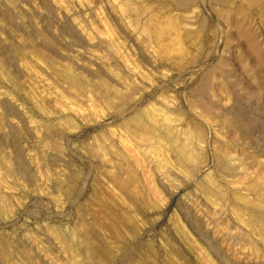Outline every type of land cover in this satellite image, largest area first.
<instances>
[{"label": "rangeland", "instance_id": "rangeland-1", "mask_svg": "<svg viewBox=\"0 0 264 264\" xmlns=\"http://www.w3.org/2000/svg\"><path fill=\"white\" fill-rule=\"evenodd\" d=\"M190 1L0 0V264H264L244 1Z\"/></svg>", "mask_w": 264, "mask_h": 264}, {"label": "bare ground", "instance_id": "bare-ground-1", "mask_svg": "<svg viewBox=\"0 0 264 264\" xmlns=\"http://www.w3.org/2000/svg\"><path fill=\"white\" fill-rule=\"evenodd\" d=\"M187 6L191 2L190 0H173L174 3ZM223 0H221V4ZM242 4L240 5H233L229 6V8L220 9L221 12L219 13L218 18L221 21H224V24L226 25V28L229 29L230 32V38L239 39V45L241 46L242 50L244 51V48L248 51V58L251 60L253 65H250L251 68H249L250 71L257 70L259 71V79H264V43L261 39V34L264 33V0H242ZM232 2V1H231ZM219 3V5H220ZM227 3V2H226ZM235 3V2H234ZM230 4V3H229ZM217 5V4H216ZM214 6V4H213ZM220 7H222L220 5ZM215 8V7H214ZM216 9V8H215ZM219 9V8H218ZM217 10V9H216ZM4 14V13H3ZM8 15V14H7ZM11 15V14H10ZM3 17V16H2ZM10 17V16H9ZM7 19V16H6ZM11 19V17H10ZM13 20V19H12ZM201 23V22H200ZM36 35V34H35ZM263 38V37H262ZM6 52V51H5ZM245 52H242V54ZM223 64L225 61H221ZM208 74V73H206ZM208 78V77H207ZM210 78V77H209ZM203 80V84L200 87V95L205 94L206 90L204 91V88L206 87L207 80ZM209 82V81H208ZM213 81H211V84ZM210 83H208L209 85ZM242 84V81H241ZM215 85V84H214ZM214 87V86H213ZM249 88V87H248ZM197 89V88H196ZM207 89V88H206ZM212 89V86H211ZM198 92V90H197ZM207 93V92H206ZM208 95V94H207ZM204 96V95H203ZM202 96V97H203ZM205 99V98H204ZM208 99V98H206ZM201 100V99H199ZM203 102V101H202ZM213 101L212 103H214ZM202 104V103H201ZM5 105V104H4ZM203 107L208 112H214L216 109L222 110L221 106H219L217 103L211 105L210 103H204ZM219 107V108H218ZM7 111L10 114H13V116L18 115L19 113L16 111V109L12 105H7ZM232 109V108H230ZM233 110V109H232ZM6 111V113H7ZM234 111V110H233ZM232 111V112H233ZM236 112V111H234ZM217 113V112H216ZM223 113V112H222ZM239 113V112H238ZM235 116V115H234ZM16 117V116H15ZM19 117V116H18ZM240 121V120H239ZM203 133V132H202ZM201 135V134H200ZM204 135V134H203ZM2 137V136H1ZM12 138V137H10ZM176 139V138H175ZM11 141V140H10ZM14 142V141H13ZM7 143V142H6ZM171 144V143H170ZM4 145V142L0 139V148ZM182 146V145H181ZM5 147V146H4ZM16 147V155L18 157V167L23 164V157H22V151L15 145ZM178 148V147H177ZM181 148V147H180ZM16 168V167H15ZM13 168V169H15ZM12 169V170H13ZM19 170V169H18ZM15 171V170H14ZM12 171V172H14ZM17 174V173H16ZM4 196V195H3ZM2 197V196H1ZM220 240V239H219ZM217 241V240H216ZM212 242V241H211ZM214 244V243H212ZM215 245V244H214ZM222 245V244H221ZM216 246V245H215ZM215 248V247H214ZM214 250V249H213ZM218 250V249H217ZM223 250V249H222ZM219 252V250H218ZM215 253V252H214ZM218 254V253H216ZM220 255V254H219ZM218 257V256H217ZM219 258L222 259V257L219 256ZM233 262V261H232ZM235 263V262H233ZM230 264V263H229Z\"/></svg>", "mask_w": 264, "mask_h": 264}]
</instances>
